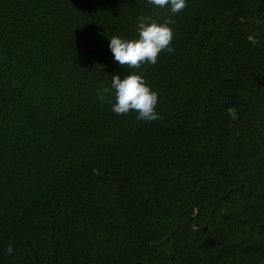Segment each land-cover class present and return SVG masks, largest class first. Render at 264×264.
<instances>
[{
	"label": "trees",
	"instance_id": "obj_1",
	"mask_svg": "<svg viewBox=\"0 0 264 264\" xmlns=\"http://www.w3.org/2000/svg\"><path fill=\"white\" fill-rule=\"evenodd\" d=\"M186 5L0 0V264H264V0ZM142 15L175 52L123 68ZM131 72L161 119L98 99Z\"/></svg>",
	"mask_w": 264,
	"mask_h": 264
},
{
	"label": "clouds",
	"instance_id": "obj_2",
	"mask_svg": "<svg viewBox=\"0 0 264 264\" xmlns=\"http://www.w3.org/2000/svg\"><path fill=\"white\" fill-rule=\"evenodd\" d=\"M159 8L170 6L173 14L186 8V0H148ZM138 38L125 39L120 36L110 38L109 48L114 59L123 68H140L144 64L155 66L162 52H175L173 41L175 33L169 22L158 23L150 17L140 16L137 22ZM98 99L102 104L111 105L117 115H128L135 111L138 120L155 121L162 117L156 111L159 92L152 89L142 74L131 72L124 76L113 75L111 86H101ZM13 247H7L11 255Z\"/></svg>",
	"mask_w": 264,
	"mask_h": 264
}]
</instances>
